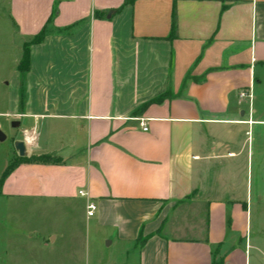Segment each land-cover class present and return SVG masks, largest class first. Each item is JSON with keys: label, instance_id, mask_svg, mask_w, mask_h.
Masks as SVG:
<instances>
[{"label": "crops", "instance_id": "obj_1", "mask_svg": "<svg viewBox=\"0 0 264 264\" xmlns=\"http://www.w3.org/2000/svg\"><path fill=\"white\" fill-rule=\"evenodd\" d=\"M3 3L23 49L45 36L30 47L23 99L19 87L0 101V117L31 136L25 156L0 153L1 177L14 165L0 264H22L26 236L37 250L74 240L83 252L89 199L95 229L121 253L98 264H134L131 253L137 264H264L252 233L264 201V0ZM20 203L64 207L67 230H10Z\"/></svg>", "mask_w": 264, "mask_h": 264}, {"label": "rangeland", "instance_id": "obj_2", "mask_svg": "<svg viewBox=\"0 0 264 264\" xmlns=\"http://www.w3.org/2000/svg\"><path fill=\"white\" fill-rule=\"evenodd\" d=\"M2 2V0H1ZM0 2V3H1ZM28 45L24 46L23 41L18 37L15 32L12 21L9 17L6 5H0V101L4 100L6 96L11 102L12 96L17 89L21 87L22 80L18 66L23 58V53ZM25 84V83H24ZM0 108V112H1ZM5 112V110H3ZM15 117V116H14ZM17 121V117H0V130L6 136V140L0 141L1 157L9 155L12 158L17 154V142H29L30 134L26 130L25 124L20 127H13V123ZM25 158H16L14 163L27 160ZM259 169H254V184ZM263 175H264V169ZM3 169H0V177ZM260 180V179H259ZM258 183H262L261 180ZM264 183V177H263ZM256 187V186H255ZM264 197V196H263ZM264 199V198H263ZM259 214H253V235H256L258 230L262 234L264 240V201L260 203ZM9 214L22 216L18 222L14 221L9 223L10 230L17 229L26 233L34 231H56L63 233L67 230V223L63 222L65 208L62 206H34L31 203H20L9 205ZM257 219L259 220V228H257ZM61 220V221H60ZM95 218H91L89 222L86 220L84 210V251L82 252L80 244H72L68 240H58V242L48 250H37L34 246V240H30L27 236L23 238L22 247L17 260L22 264H33L38 261H50L61 264L62 262H72L73 264H98L99 261H113L121 259V253L113 247H108V241H104L101 234L97 232L94 227ZM89 226V227H87ZM34 241V242H33ZM68 241V242H67ZM67 242V243H66ZM37 248H41L37 246ZM71 251V252H70ZM83 256V260H82ZM137 264L138 254H130V261Z\"/></svg>", "mask_w": 264, "mask_h": 264}, {"label": "trees", "instance_id": "obj_3", "mask_svg": "<svg viewBox=\"0 0 264 264\" xmlns=\"http://www.w3.org/2000/svg\"><path fill=\"white\" fill-rule=\"evenodd\" d=\"M176 26H177V23H176V12H174L173 22H172V34L175 33ZM44 36H45V32H42L40 35H38L32 41V43L29 44V47L24 50L23 58H22L19 66H18V71L20 72L21 80H22V85H21V98L22 99H23V96H24V82H25V78H26L27 73L30 70V60H31L30 59V47L32 45L39 44L40 42H42ZM37 161L48 163V162H52V158L43 157V158L37 159ZM13 168H14V165L10 166V168L7 169V171L0 178V195L2 194V189H3V186H4V183H5L6 179L10 176V174L14 170ZM141 240H142V242L146 241V239H141ZM219 264H222V263H219Z\"/></svg>", "mask_w": 264, "mask_h": 264}, {"label": "built area", "instance_id": "obj_4", "mask_svg": "<svg viewBox=\"0 0 264 264\" xmlns=\"http://www.w3.org/2000/svg\"><path fill=\"white\" fill-rule=\"evenodd\" d=\"M240 99H241V101L248 100L250 102V105H252L253 95L250 92L244 91V92L240 93ZM141 125H142L144 131L147 132L148 131L147 123L142 120ZM80 195H82L84 197H88V194H86L84 192H80ZM97 211H98V206L96 205V203L94 201L89 199L88 203H87V217L89 219L95 217Z\"/></svg>", "mask_w": 264, "mask_h": 264}, {"label": "water", "instance_id": "obj_5", "mask_svg": "<svg viewBox=\"0 0 264 264\" xmlns=\"http://www.w3.org/2000/svg\"><path fill=\"white\" fill-rule=\"evenodd\" d=\"M20 123H13V127H18ZM6 140V136L0 130V141L3 142ZM16 150L19 152L20 156L26 155V144L24 142H17L16 143Z\"/></svg>", "mask_w": 264, "mask_h": 264}]
</instances>
